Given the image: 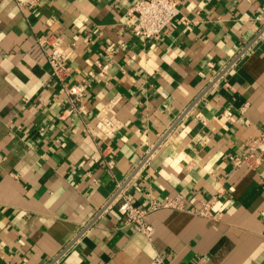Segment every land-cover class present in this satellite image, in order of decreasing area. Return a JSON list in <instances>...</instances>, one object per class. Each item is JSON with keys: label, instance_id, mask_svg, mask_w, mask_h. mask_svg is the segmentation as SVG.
I'll list each match as a JSON object with an SVG mask.
<instances>
[{"label": "crops", "instance_id": "obj_1", "mask_svg": "<svg viewBox=\"0 0 264 264\" xmlns=\"http://www.w3.org/2000/svg\"><path fill=\"white\" fill-rule=\"evenodd\" d=\"M138 1L0 0V264H264V0H183L159 40L133 34ZM53 47L89 83L72 112ZM161 138L135 205L181 195L217 218L155 210L150 241L113 207L61 256Z\"/></svg>", "mask_w": 264, "mask_h": 264}, {"label": "built area", "instance_id": "obj_2", "mask_svg": "<svg viewBox=\"0 0 264 264\" xmlns=\"http://www.w3.org/2000/svg\"><path fill=\"white\" fill-rule=\"evenodd\" d=\"M17 5L23 10H32L40 6L41 0H15ZM183 3V0H139L135 6L130 10L129 16L134 18V22L131 24L132 32L135 36L149 39L159 40L161 39L164 31L170 26L177 18L179 14V6ZM264 41V25L255 37L254 42ZM38 43L43 47L44 41L38 39ZM118 47H122V44H113L109 47L111 52H116ZM248 54V48H242L237 52L235 56L230 58L224 65L221 72L216 79L209 81V88L217 86L218 83L224 82L226 77L235 70L240 62ZM48 64L52 70V75L62 85L64 94L69 99L71 104L70 111H74L76 106L84 100L86 96L89 83L87 81H71V65L69 59L66 58L62 51L56 47L46 51ZM163 143L161 140L148 148L143 154L140 161L136 164L131 174L125 177L123 180L117 181L110 199L107 203L97 210L92 216L89 222L84 224L79 234L69 243L60 253L61 256L70 251V249L81 242V240L87 236L97 219L104 216L113 207H117L120 214L124 218L125 224L132 227L135 231L144 234L150 241L153 240L155 235L154 227L147 222V217L150 213L158 209H174L181 211H189L194 214L216 219L218 214H215L212 210V204L206 203L200 209L188 210L185 205V200L181 195L175 197H168L164 202H159L154 199L149 208L143 209L135 205L134 197L131 193L132 186L136 179L141 176L143 170L148 168L158 149ZM257 142H253L249 145L251 151L248 158L253 153ZM248 158L241 159L232 157L231 159L237 165L243 164L248 161ZM59 256L58 258H60ZM155 264H166L164 258L159 254L155 257Z\"/></svg>", "mask_w": 264, "mask_h": 264}]
</instances>
